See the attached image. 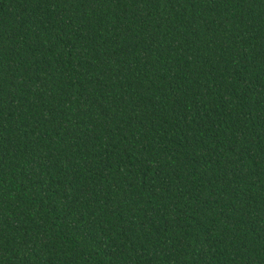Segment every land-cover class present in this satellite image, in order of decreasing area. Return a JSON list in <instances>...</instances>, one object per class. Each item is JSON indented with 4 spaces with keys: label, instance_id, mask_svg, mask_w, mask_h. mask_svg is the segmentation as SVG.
<instances>
[{
    "label": "trees",
    "instance_id": "obj_1",
    "mask_svg": "<svg viewBox=\"0 0 264 264\" xmlns=\"http://www.w3.org/2000/svg\"><path fill=\"white\" fill-rule=\"evenodd\" d=\"M0 264H264V0H0Z\"/></svg>",
    "mask_w": 264,
    "mask_h": 264
}]
</instances>
